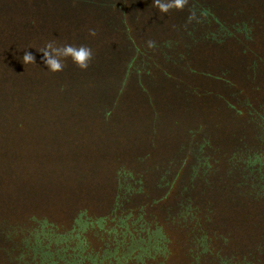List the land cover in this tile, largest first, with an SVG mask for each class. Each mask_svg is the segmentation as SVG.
<instances>
[{
	"label": "trees",
	"instance_id": "obj_1",
	"mask_svg": "<svg viewBox=\"0 0 264 264\" xmlns=\"http://www.w3.org/2000/svg\"><path fill=\"white\" fill-rule=\"evenodd\" d=\"M0 264H264V0H0Z\"/></svg>",
	"mask_w": 264,
	"mask_h": 264
},
{
	"label": "clouds",
	"instance_id": "obj_2",
	"mask_svg": "<svg viewBox=\"0 0 264 264\" xmlns=\"http://www.w3.org/2000/svg\"><path fill=\"white\" fill-rule=\"evenodd\" d=\"M186 0H153L154 7L160 13H167L172 9H183ZM43 63L46 69L52 73L60 72L64 68V59H70L80 69H86L92 57V50L86 46L63 45L54 46L48 43L41 49ZM23 65L34 63V56L25 51L21 58Z\"/></svg>",
	"mask_w": 264,
	"mask_h": 264
},
{
	"label": "rangeland",
	"instance_id": "obj_3",
	"mask_svg": "<svg viewBox=\"0 0 264 264\" xmlns=\"http://www.w3.org/2000/svg\"><path fill=\"white\" fill-rule=\"evenodd\" d=\"M212 84H213V83H212ZM214 85H216L215 87H217V86L220 87L219 85H217V84H215V83H214ZM55 217H56V219L58 218L56 215H55ZM173 259L176 260V261H178V260H179V255H178V254H177V255H174V256H173Z\"/></svg>",
	"mask_w": 264,
	"mask_h": 264
}]
</instances>
